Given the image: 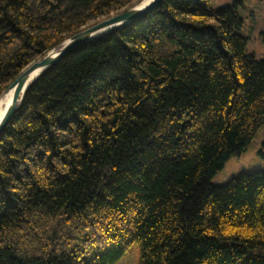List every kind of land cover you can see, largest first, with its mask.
<instances>
[{"label": "trees", "instance_id": "1", "mask_svg": "<svg viewBox=\"0 0 264 264\" xmlns=\"http://www.w3.org/2000/svg\"><path fill=\"white\" fill-rule=\"evenodd\" d=\"M138 0H0V93ZM162 0L68 51L0 133V264H264V171L211 178L264 127L233 0ZM258 153L264 159V139Z\"/></svg>", "mask_w": 264, "mask_h": 264}, {"label": "water", "instance_id": "2", "mask_svg": "<svg viewBox=\"0 0 264 264\" xmlns=\"http://www.w3.org/2000/svg\"><path fill=\"white\" fill-rule=\"evenodd\" d=\"M142 1L138 0L125 9L103 17L71 33L23 68L0 93V100L6 94L10 93L4 112L0 117V133L20 106L26 89L68 51L111 30L135 21L162 0H147L144 3Z\"/></svg>", "mask_w": 264, "mask_h": 264}, {"label": "rangeland", "instance_id": "3", "mask_svg": "<svg viewBox=\"0 0 264 264\" xmlns=\"http://www.w3.org/2000/svg\"><path fill=\"white\" fill-rule=\"evenodd\" d=\"M232 1L210 0L209 3L212 8L217 9ZM238 12L242 18L238 31L247 38V49L252 51L257 58H264V0H244L243 4L238 6ZM263 139L264 127L262 126L243 152L239 155H232L225 161L223 168L211 178V183L221 185L242 173L264 171V159L258 153ZM139 257L140 246L134 242L113 264H138Z\"/></svg>", "mask_w": 264, "mask_h": 264}, {"label": "bare ground", "instance_id": "4", "mask_svg": "<svg viewBox=\"0 0 264 264\" xmlns=\"http://www.w3.org/2000/svg\"><path fill=\"white\" fill-rule=\"evenodd\" d=\"M145 1H147V0H143L142 3H144ZM9 95H10V93L6 94L0 100V117H1L2 113L4 112V109L6 107L7 101L9 99Z\"/></svg>", "mask_w": 264, "mask_h": 264}]
</instances>
